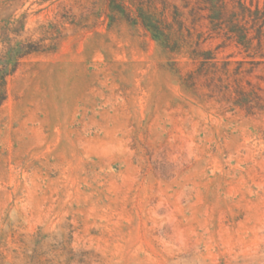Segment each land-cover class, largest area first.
Segmentation results:
<instances>
[{"label":"rangeland","instance_id":"1","mask_svg":"<svg viewBox=\"0 0 264 264\" xmlns=\"http://www.w3.org/2000/svg\"><path fill=\"white\" fill-rule=\"evenodd\" d=\"M210 2L0 0V58L61 34L7 77L0 264H264V0Z\"/></svg>","mask_w":264,"mask_h":264},{"label":"trees","instance_id":"2","mask_svg":"<svg viewBox=\"0 0 264 264\" xmlns=\"http://www.w3.org/2000/svg\"><path fill=\"white\" fill-rule=\"evenodd\" d=\"M212 4L214 10L217 13L214 14L213 17L215 19L220 20L222 17V9H221V0H209ZM116 5V4H115ZM241 8H245L244 5L240 2ZM246 9V8H245ZM112 12H117L125 17L127 15L126 8L124 5L117 4L115 7L112 8ZM257 15H261L259 18L261 20L260 28L264 26V11H260L259 8L256 10ZM139 17L143 21L144 26L149 29L153 36L158 41H166V34L159 26L158 22L154 20L152 15L145 14L142 9L139 10ZM112 21L114 20V16L111 17ZM222 23H218V27H221ZM233 25V24H232ZM238 26L235 24L231 28H229V32L235 34L241 41L246 39V35L241 34L239 30H236ZM259 34L261 35V30H259ZM61 37V34H58V37L51 38V43L46 44L42 41L40 42H29V43H21L16 47H10L6 54L0 58V107L5 103L7 99V92H6V81L7 77L15 73L18 69L21 61L32 54L40 53V52H47L55 49L58 44V38ZM261 39V36L259 37ZM2 64V66H1Z\"/></svg>","mask_w":264,"mask_h":264}]
</instances>
